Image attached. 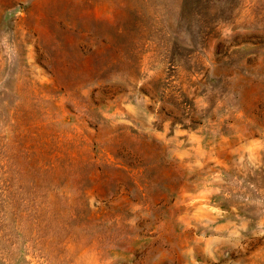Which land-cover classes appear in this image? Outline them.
<instances>
[{
	"label": "rangeland",
	"instance_id": "1",
	"mask_svg": "<svg viewBox=\"0 0 264 264\" xmlns=\"http://www.w3.org/2000/svg\"><path fill=\"white\" fill-rule=\"evenodd\" d=\"M0 264H264V0H0Z\"/></svg>",
	"mask_w": 264,
	"mask_h": 264
}]
</instances>
